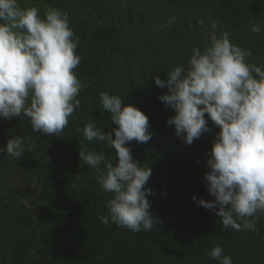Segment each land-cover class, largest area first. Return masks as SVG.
Wrapping results in <instances>:
<instances>
[{"label":"trees","instance_id":"obj_1","mask_svg":"<svg viewBox=\"0 0 264 264\" xmlns=\"http://www.w3.org/2000/svg\"><path fill=\"white\" fill-rule=\"evenodd\" d=\"M18 3L35 6L42 15L49 8L69 13L81 57L74 71L82 90L80 105L59 137L33 132L24 116L0 118L3 147L17 135L30 146L20 159L0 155V264H42L41 259L43 264H217L207 256L216 245L233 264H264V214L255 231L225 230L215 210L196 202L214 200L203 177L209 171L206 153L219 129L209 120L212 131L191 145L178 138L174 125L166 123L174 111L158 99L167 89L154 80L167 79L172 68L187 65L192 48L203 50L213 35L224 33L251 53L249 64L264 68V0ZM252 24L261 27L259 34L250 30ZM101 92L119 95L149 119L151 140L128 145L133 158L152 171L146 187L152 190L148 199L158 223L148 232L99 220L107 215L111 196L100 187L97 172L80 161L79 152H103L114 164L118 157L104 142L84 140L78 129L90 120L106 133L116 127L102 108ZM19 187L30 193L22 196Z\"/></svg>","mask_w":264,"mask_h":264},{"label":"clouds","instance_id":"obj_2","mask_svg":"<svg viewBox=\"0 0 264 264\" xmlns=\"http://www.w3.org/2000/svg\"><path fill=\"white\" fill-rule=\"evenodd\" d=\"M250 30L259 34L261 27L252 24ZM77 47L68 12L49 8L42 17L35 6L0 0V118L24 116L33 132L59 137L80 105L82 85L74 71L81 60ZM191 51L186 66H175L167 79L154 80L167 89L158 99L174 111L166 123L174 125L178 138L191 145L212 131L209 120L219 129L206 153L209 171L203 177L214 200L192 199L215 210L223 229L255 231L264 214V68L249 64L251 53L233 44L227 33L213 35L203 50ZM99 96L116 125L114 137L93 120L78 129L84 140L104 142L118 157L114 164L103 152H79L80 161L97 172L100 187L111 196L107 215L99 220L134 233L148 232L158 223L148 199L152 190L146 187L152 171L133 158L128 145L151 140L149 119L119 95ZM26 150L30 146L18 135L0 147V153L16 159ZM207 256L217 264H233L219 245Z\"/></svg>","mask_w":264,"mask_h":264},{"label":"flooded vegetation","instance_id":"obj_3","mask_svg":"<svg viewBox=\"0 0 264 264\" xmlns=\"http://www.w3.org/2000/svg\"><path fill=\"white\" fill-rule=\"evenodd\" d=\"M0 155L2 156V159H3V158H4V154L2 153V154H0ZM2 159L0 160V163L2 162ZM0 170L3 171L2 168H0ZM16 174H17V170L14 171L12 175L14 176V175H16ZM12 179H13V178H12ZM18 179H20V178H15L16 181H18ZM19 182H20V181H19ZM22 186H23V184H22ZM25 189H26V188L22 189V188L19 187L18 191H19L20 193H21L22 191L26 192ZM12 190L16 192V190H17V186H12ZM29 206H30V205H29ZM25 209H27V207H26Z\"/></svg>","mask_w":264,"mask_h":264},{"label":"rangeland","instance_id":"obj_4","mask_svg":"<svg viewBox=\"0 0 264 264\" xmlns=\"http://www.w3.org/2000/svg\"><path fill=\"white\" fill-rule=\"evenodd\" d=\"M123 3V2H122ZM122 6H125V3H123L122 4ZM22 7V6H21ZM40 15L43 17V15L41 14V12H40ZM0 147H3V144L2 143H0ZM0 159H1V156H0ZM20 182H23V180L20 178V179H18ZM27 193H30V192H24V191H22L21 192V195L22 196H24V195H26ZM41 263L43 264L44 262H43V260L41 259Z\"/></svg>","mask_w":264,"mask_h":264}]
</instances>
